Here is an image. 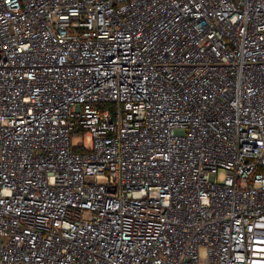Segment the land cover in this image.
<instances>
[{"label":"built area","instance_id":"1","mask_svg":"<svg viewBox=\"0 0 264 264\" xmlns=\"http://www.w3.org/2000/svg\"><path fill=\"white\" fill-rule=\"evenodd\" d=\"M0 264H264V0H0Z\"/></svg>","mask_w":264,"mask_h":264},{"label":"rangeland","instance_id":"2","mask_svg":"<svg viewBox=\"0 0 264 264\" xmlns=\"http://www.w3.org/2000/svg\"><path fill=\"white\" fill-rule=\"evenodd\" d=\"M71 142L73 145L77 144L78 142H82L86 148H89L91 141H90V137L88 135H85L84 137L79 136L77 138H72ZM78 151H82V149H78ZM223 178H224V173L222 170H220L218 172L216 180L217 182H221Z\"/></svg>","mask_w":264,"mask_h":264}]
</instances>
